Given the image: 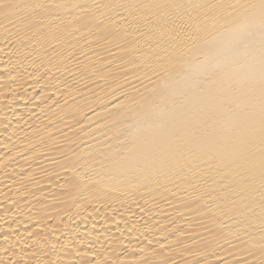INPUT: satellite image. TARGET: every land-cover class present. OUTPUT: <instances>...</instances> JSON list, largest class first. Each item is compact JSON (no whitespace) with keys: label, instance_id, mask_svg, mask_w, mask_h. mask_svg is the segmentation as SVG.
Here are the masks:
<instances>
[{"label":"bare ground","instance_id":"1","mask_svg":"<svg viewBox=\"0 0 264 264\" xmlns=\"http://www.w3.org/2000/svg\"><path fill=\"white\" fill-rule=\"evenodd\" d=\"M0 264H264V0H0Z\"/></svg>","mask_w":264,"mask_h":264}]
</instances>
